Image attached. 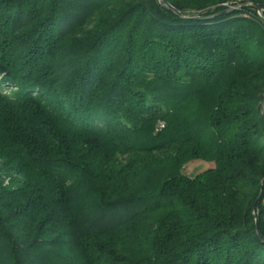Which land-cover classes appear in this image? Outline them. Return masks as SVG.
I'll list each match as a JSON object with an SVG mask.
<instances>
[{"label": "trees", "instance_id": "trees-1", "mask_svg": "<svg viewBox=\"0 0 264 264\" xmlns=\"http://www.w3.org/2000/svg\"><path fill=\"white\" fill-rule=\"evenodd\" d=\"M163 1L0 0V264H264V0Z\"/></svg>", "mask_w": 264, "mask_h": 264}, {"label": "rangeland", "instance_id": "rangeland-1", "mask_svg": "<svg viewBox=\"0 0 264 264\" xmlns=\"http://www.w3.org/2000/svg\"><path fill=\"white\" fill-rule=\"evenodd\" d=\"M7 89L4 91L6 92ZM214 162H206L203 160H192L190 161L187 166L185 167V172L192 176L196 173H198L199 171L203 170L204 168H207L209 166L214 165Z\"/></svg>", "mask_w": 264, "mask_h": 264}, {"label": "water", "instance_id": "water-1", "mask_svg": "<svg viewBox=\"0 0 264 264\" xmlns=\"http://www.w3.org/2000/svg\"><path fill=\"white\" fill-rule=\"evenodd\" d=\"M163 4H165L164 3V1L163 0H160ZM234 7H230L228 10H230V9H233ZM259 12H261V8H259ZM262 107H263V113H264V96H263V100H262Z\"/></svg>", "mask_w": 264, "mask_h": 264}, {"label": "built area", "instance_id": "built-area-1", "mask_svg": "<svg viewBox=\"0 0 264 264\" xmlns=\"http://www.w3.org/2000/svg\"><path fill=\"white\" fill-rule=\"evenodd\" d=\"M161 124H163V123H161Z\"/></svg>", "mask_w": 264, "mask_h": 264}]
</instances>
